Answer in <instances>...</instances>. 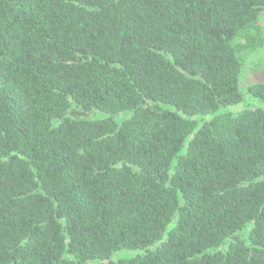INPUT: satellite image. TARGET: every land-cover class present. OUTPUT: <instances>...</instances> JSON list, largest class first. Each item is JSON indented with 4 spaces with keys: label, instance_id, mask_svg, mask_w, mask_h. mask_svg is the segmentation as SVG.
Returning <instances> with one entry per match:
<instances>
[{
    "label": "trees",
    "instance_id": "16d2710c",
    "mask_svg": "<svg viewBox=\"0 0 264 264\" xmlns=\"http://www.w3.org/2000/svg\"><path fill=\"white\" fill-rule=\"evenodd\" d=\"M263 12L0 0V264H264Z\"/></svg>",
    "mask_w": 264,
    "mask_h": 264
},
{
    "label": "rangeland",
    "instance_id": "374dc122",
    "mask_svg": "<svg viewBox=\"0 0 264 264\" xmlns=\"http://www.w3.org/2000/svg\"><path fill=\"white\" fill-rule=\"evenodd\" d=\"M260 25L264 28V12L260 15ZM262 31L264 37V30ZM263 82H264V46L261 50H259L257 53H254L243 63L242 71H241V79L239 83V90L244 97V101L237 106L226 108L221 112L237 114L244 109L252 108V107H258L264 109V101H261L260 99L254 98L247 94V88L249 86ZM127 116L128 114L118 115L115 116V120L120 121ZM86 117L98 119L107 116L104 115L103 113L101 114V113L93 112V113H89ZM196 120L200 123L202 121V118L197 117ZM240 236L244 237L245 232L241 233ZM123 254L126 257L131 256V254L129 253H123Z\"/></svg>",
    "mask_w": 264,
    "mask_h": 264
}]
</instances>
